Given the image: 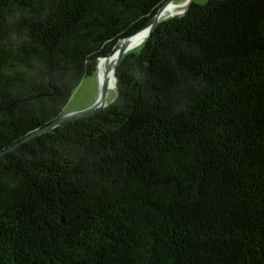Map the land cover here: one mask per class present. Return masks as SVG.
<instances>
[{
    "label": "trees",
    "instance_id": "trees-1",
    "mask_svg": "<svg viewBox=\"0 0 264 264\" xmlns=\"http://www.w3.org/2000/svg\"><path fill=\"white\" fill-rule=\"evenodd\" d=\"M164 1L0 0V152ZM116 74L0 157V264H264V0H192Z\"/></svg>",
    "mask_w": 264,
    "mask_h": 264
},
{
    "label": "water",
    "instance_id": "water-1",
    "mask_svg": "<svg viewBox=\"0 0 264 264\" xmlns=\"http://www.w3.org/2000/svg\"><path fill=\"white\" fill-rule=\"evenodd\" d=\"M175 0H166L164 1L160 7L158 8V10L154 13V15H152L143 25H141L140 27H138L134 32L130 33L129 35L120 38L116 44L114 45V47L112 48V50L110 51V53H108L105 56L99 57L98 58V62L101 58H108L110 55H114V60L113 62H110L109 66H111V64L114 65V75H115V79H116V86L117 87V74H116V69L118 64L120 63L121 59L124 57V55L130 51L131 47L127 44V39L132 36L133 34H135L136 32H138L139 30H142L144 28H149V33L148 36L149 37L154 29V27L158 24V22H160L162 19H165L162 17L163 12L166 8V6L169 3L174 2ZM192 0H188V5ZM187 5V6H188ZM185 10V9H184ZM174 14L171 16H175L178 15ZM98 62H97V67H98ZM0 71H1V64H0ZM97 76H98V81H99V86H100V94L99 97L97 99V101L95 102V104L93 106H91L88 109L82 110V111H77V112H72V113H68V114H63L60 117H58L56 120L52 121L51 123H48L34 131H32L30 134L26 135L25 137H23L22 139L18 140L17 142H15L14 144H12L11 146H9L8 148L4 149L3 151L0 152V157L3 156L4 154L14 150L15 148L23 145L24 143L28 142L29 140L45 133L48 132L68 121L80 118V117H84L90 114H93L95 112H98L100 110H102L103 108H105L108 103H107V94L108 91L110 89L109 86V82L108 79L105 78L103 81L100 80L99 78V74H98V70H96ZM0 80H1V74H0ZM0 109H2V107H0Z\"/></svg>",
    "mask_w": 264,
    "mask_h": 264
},
{
    "label": "rangeland",
    "instance_id": "rangeland-1",
    "mask_svg": "<svg viewBox=\"0 0 264 264\" xmlns=\"http://www.w3.org/2000/svg\"><path fill=\"white\" fill-rule=\"evenodd\" d=\"M195 3L203 4L208 0H193ZM174 3L179 5L178 10L181 11L188 5V0H175ZM185 4V5H184ZM177 14V13H176ZM172 15V14H171ZM170 13H167L163 18L171 17ZM137 45L131 47L130 50L137 51L141 48L143 42L135 41ZM106 66L108 67V61L106 60ZM100 94V86L98 81L97 73L85 76L80 84L74 89L70 96L66 106L64 107L63 113L68 114L72 112L82 111L90 108L95 104ZM116 97L115 88H110L107 94V103H110Z\"/></svg>",
    "mask_w": 264,
    "mask_h": 264
},
{
    "label": "bare ground",
    "instance_id": "bare-ground-1",
    "mask_svg": "<svg viewBox=\"0 0 264 264\" xmlns=\"http://www.w3.org/2000/svg\"><path fill=\"white\" fill-rule=\"evenodd\" d=\"M178 7L179 5H177L174 2L169 3L165 8L162 17L167 13H170V15L171 14L174 15L176 13L181 12L178 10ZM148 33H149V28H144L142 30H139L138 32H136L127 39V44L130 47H133L138 44L135 41H140V43L143 42L147 38ZM106 60L108 61V67L106 66ZM113 60H114V55H110L108 58H101L98 62V67H97L100 80L103 81L105 78H107L110 88H115L116 86L114 65L111 64V66H109L110 62H113Z\"/></svg>",
    "mask_w": 264,
    "mask_h": 264
},
{
    "label": "built area",
    "instance_id": "built-area-1",
    "mask_svg": "<svg viewBox=\"0 0 264 264\" xmlns=\"http://www.w3.org/2000/svg\"><path fill=\"white\" fill-rule=\"evenodd\" d=\"M185 10H182V13L184 12Z\"/></svg>",
    "mask_w": 264,
    "mask_h": 264
}]
</instances>
